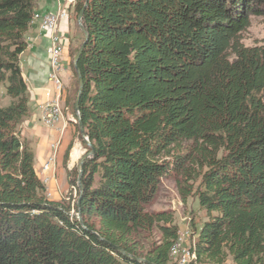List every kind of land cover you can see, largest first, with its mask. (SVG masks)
<instances>
[{
    "label": "trees",
    "instance_id": "1",
    "mask_svg": "<svg viewBox=\"0 0 264 264\" xmlns=\"http://www.w3.org/2000/svg\"><path fill=\"white\" fill-rule=\"evenodd\" d=\"M40 1L0 0V82L11 99L0 106V264H145L111 244L176 264L173 213L147 210L172 170L200 175L198 261L264 264V43L241 42L264 0L87 1L78 106L94 154L73 204L82 224L69 202L46 196L18 129L30 110L19 56ZM177 185L184 199L189 188Z\"/></svg>",
    "mask_w": 264,
    "mask_h": 264
},
{
    "label": "crops",
    "instance_id": "2",
    "mask_svg": "<svg viewBox=\"0 0 264 264\" xmlns=\"http://www.w3.org/2000/svg\"><path fill=\"white\" fill-rule=\"evenodd\" d=\"M75 1L69 0H41L37 5L35 18L25 34L27 42L26 49L19 56L21 75L27 86L29 99V113L18 124L20 135L24 138L34 153V169L41 179L42 164L51 153L50 144L57 142L54 162V176L48 188L52 192L50 199L58 200L65 193L68 175L67 171L76 169L79 158L86 151L84 142L77 134L76 122L74 121V101L72 87V72L70 65V49L77 39L80 30L77 24V16L74 10ZM47 12H66V17L59 18L56 26V34L60 36V75L63 82V90L60 104L63 109V119L54 127L45 125L42 120V106L45 102L55 100L57 90L49 80L50 68V33L41 32L38 24L40 15ZM68 150V159L64 164L63 158ZM76 151V154H74ZM39 166V172L36 168ZM77 171V169H76ZM64 173L66 179L65 187L60 185L59 176ZM43 180V178H42Z\"/></svg>",
    "mask_w": 264,
    "mask_h": 264
},
{
    "label": "rangeland",
    "instance_id": "3",
    "mask_svg": "<svg viewBox=\"0 0 264 264\" xmlns=\"http://www.w3.org/2000/svg\"><path fill=\"white\" fill-rule=\"evenodd\" d=\"M82 39H83V35L81 31H79L77 34V39L70 49L71 60L74 54L76 53L75 49L79 47V45L82 42ZM241 42L246 46L260 45L264 43V15L252 16L250 18L249 26L241 33ZM70 70H71V66H70ZM76 80L77 78H75L72 73V87H73L74 98L76 96L75 92L77 91ZM5 84L6 82H0V106L8 105L11 100L10 97L5 93ZM77 134L78 136H80L78 131ZM84 149L87 150V145L85 144H84ZM36 168L38 170V173L40 174L39 166L37 164H36ZM187 168H192V167L188 166ZM193 170L192 173H194V175L197 176L199 170H197L196 168H193ZM203 170L204 168L202 169V171ZM72 175H75L74 177L76 178L77 171L76 174L74 173ZM178 181L180 182V186H183L186 189L189 188L188 190L189 194L184 199L180 195L177 185ZM59 182L61 186L65 187L66 179L64 173H62L59 176ZM199 182H200V175H198L195 179L186 180L184 175L182 174V171L172 170L167 176H165L162 179L160 189L157 195L155 196V198L149 203V205H147V210L171 211L174 216V222L178 226L179 231L180 229L181 231L184 229H189L191 233L197 235V231L199 230L201 223L206 219L205 210L200 208L198 198L195 195V190L197 189ZM71 186L73 185H70L67 180V185L65 188L66 191L64 194L59 196L58 200H64L66 202H69L71 206L70 214L74 216L76 211L73 208V204L75 199L77 198L78 189L75 184L76 193L74 195ZM46 196H47V191H46ZM157 236H159L158 232H154L152 239L156 240ZM224 264H231L230 256H228Z\"/></svg>",
    "mask_w": 264,
    "mask_h": 264
},
{
    "label": "built area",
    "instance_id": "4",
    "mask_svg": "<svg viewBox=\"0 0 264 264\" xmlns=\"http://www.w3.org/2000/svg\"><path fill=\"white\" fill-rule=\"evenodd\" d=\"M69 1H75V0H69ZM53 15L54 12H47L40 15V21L38 24L39 30L41 32H48L50 33V39H51V48H50V72L48 74L49 80L54 84L57 94L55 97V100L45 102L42 106V120L45 123V125L49 127H54L57 125L60 120L57 116V109H64L62 105L60 104V98L63 90V82L60 75V71L62 69L61 66V57H60V36L56 34V26L57 24H54L53 22ZM66 17V12H63L61 14V18ZM74 119H76V116L74 114ZM57 142H52L50 144L51 153L46 158L44 163L42 164V172L43 175V184L45 186V191H47V197L49 195H52V192L49 190L48 185L49 183L55 179L54 176V162H55V151L57 149ZM73 189L74 195L76 193V186H71ZM192 238V233L189 229L182 230V244H179V249L177 251H180V259L177 262V264H193L191 251H190V240Z\"/></svg>",
    "mask_w": 264,
    "mask_h": 264
},
{
    "label": "water",
    "instance_id": "5",
    "mask_svg": "<svg viewBox=\"0 0 264 264\" xmlns=\"http://www.w3.org/2000/svg\"><path fill=\"white\" fill-rule=\"evenodd\" d=\"M87 1L88 0H84L83 8L81 9V11L78 13V16H77V24H78V27L80 28V30L82 32L83 40H82L81 44L79 45L76 53L74 54V56L72 58V66L74 68V71H75V74H76V78H77V93H76V97H75V100H74V113H75V116H76V123H77L78 133H79L81 139L83 140L84 144L87 145V150L79 158V160L77 162V165H76V169H77L76 186H77L79 195H81L82 191H83V186H82V183H81L83 164L88 158H90L94 154V148H93L91 142L89 141V138H88V136H87V134H86V132H85V130L83 128L82 121H81V115H80V112H79V106H78L80 94H81L82 87H83V79H82V76H81L80 69H79V67L77 65V62H78V59H79V57H80V55L82 53V50H83V48L85 46L86 40L88 38V33H87L86 29L84 28V26L82 24V15H83V11H84V8L86 6ZM78 204H79V197H78V200H77V205ZM74 217L79 221L80 224H82V218H81L79 209L75 212ZM94 234L96 235L97 238L101 239L96 233H94ZM111 246L117 252H119L120 254H122V255H124V256L132 259V260H135V261L141 262V263H145V264H153V263L147 261L144 258L137 257V256H134V255L126 252L122 247H120L118 245L111 244Z\"/></svg>",
    "mask_w": 264,
    "mask_h": 264
},
{
    "label": "bare ground",
    "instance_id": "6",
    "mask_svg": "<svg viewBox=\"0 0 264 264\" xmlns=\"http://www.w3.org/2000/svg\"><path fill=\"white\" fill-rule=\"evenodd\" d=\"M62 13L63 12L54 13V15H53L54 24H57V21L59 18H61ZM57 116H58V119L60 121L63 119V110L62 109H57ZM74 154H76V151ZM42 183H43V180H42ZM195 239H196V235H194L192 233V238L190 240V251H191L193 264H210V263L198 261V259L196 257V252H195ZM179 244H182V231H181V229H180V231L178 230L177 236H176L175 240L173 241V243L170 247V256L172 257L173 261L176 264L180 259V251H177L179 249Z\"/></svg>",
    "mask_w": 264,
    "mask_h": 264
}]
</instances>
